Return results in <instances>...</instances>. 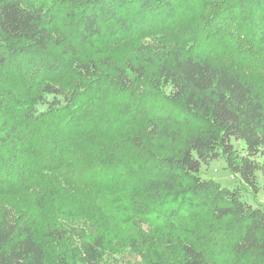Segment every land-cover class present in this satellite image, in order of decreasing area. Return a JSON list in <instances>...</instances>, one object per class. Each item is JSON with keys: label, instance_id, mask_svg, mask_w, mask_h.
<instances>
[{"label": "trees", "instance_id": "16d2710c", "mask_svg": "<svg viewBox=\"0 0 264 264\" xmlns=\"http://www.w3.org/2000/svg\"><path fill=\"white\" fill-rule=\"evenodd\" d=\"M180 7L0 0V264H264V0Z\"/></svg>", "mask_w": 264, "mask_h": 264}, {"label": "rangeland", "instance_id": "374dc122", "mask_svg": "<svg viewBox=\"0 0 264 264\" xmlns=\"http://www.w3.org/2000/svg\"><path fill=\"white\" fill-rule=\"evenodd\" d=\"M181 4V7L175 11L173 16L174 21L182 19V15L189 11L191 16L197 17V21L201 23L200 26L204 25L203 23L207 20H213L212 24L206 25L208 27H216L219 31L225 35H233L235 30V25L230 20H225L222 18H217L222 12L225 13V7L229 4L235 2L236 0H177ZM193 10H189L191 6ZM50 12L54 15V24L59 27L62 32L68 35L73 41L77 42V33L78 27L76 24H71L66 18L65 12H57L54 9H49ZM223 13V15H224ZM202 15V16H201ZM202 18H198V17ZM220 19V20H217ZM155 17L149 18L147 24L152 27L156 23ZM183 23V21H182ZM205 27V26H202ZM79 50L82 52L89 51L86 46L83 44L78 45ZM90 52V51H89ZM16 61L14 60L13 64H9V68L2 71V75H5L7 81H10V74L16 68ZM264 98V97H263ZM50 99V97H49ZM200 175L203 178L213 179L219 182L222 185L229 187L237 186L242 189V198L247 201L252 206H259L264 210V175L257 173V185L258 192L254 193L252 190L245 186L236 176L230 173V171L225 167V161L222 157H219L216 160L211 161L207 166H202ZM121 264V263H119Z\"/></svg>", "mask_w": 264, "mask_h": 264}]
</instances>
